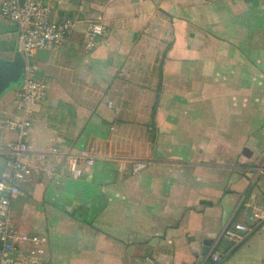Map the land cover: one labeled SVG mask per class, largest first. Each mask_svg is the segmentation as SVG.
I'll return each mask as SVG.
<instances>
[{
  "label": "crops",
  "instance_id": "obj_1",
  "mask_svg": "<svg viewBox=\"0 0 264 264\" xmlns=\"http://www.w3.org/2000/svg\"><path fill=\"white\" fill-rule=\"evenodd\" d=\"M42 1L77 21L37 60L47 91L11 202L16 230L46 239L42 264H264V223L237 245L223 236L264 201V0ZM89 20L105 27L91 50ZM19 45L0 17V57ZM18 95L0 119L22 116ZM18 140L0 126V179ZM87 149L74 179L62 155ZM134 160L148 164L133 173Z\"/></svg>",
  "mask_w": 264,
  "mask_h": 264
},
{
  "label": "built area",
  "instance_id": "obj_2",
  "mask_svg": "<svg viewBox=\"0 0 264 264\" xmlns=\"http://www.w3.org/2000/svg\"><path fill=\"white\" fill-rule=\"evenodd\" d=\"M0 17L17 27L19 50L26 61V75L22 88L19 90V101L22 109L20 118L0 119V126L19 134L17 142L8 143L4 149L10 171L2 174L0 179V264H42L45 256V238L36 234L20 233L16 230L11 211L12 199L20 193V180H25L32 172L28 162L30 145L26 141L31 124V110L46 95V85L39 78L36 53L59 50L76 29L77 21L65 18L59 21L52 19V7L42 0H26L23 5L19 0H2ZM105 32V27L98 21L89 20L84 30L87 50L93 49L95 40ZM94 151L82 150L80 153L68 152L62 155L70 176L79 179L84 174L85 165L94 163ZM39 160L44 155L38 156ZM148 162L134 160L133 173L143 171ZM262 175L264 190V165L258 169ZM249 223H234L224 230L223 236L233 244L243 242L246 236L264 223V201L248 214ZM212 259L218 261L219 256L213 254ZM145 264H161L156 259L146 256Z\"/></svg>",
  "mask_w": 264,
  "mask_h": 264
},
{
  "label": "water",
  "instance_id": "obj_3",
  "mask_svg": "<svg viewBox=\"0 0 264 264\" xmlns=\"http://www.w3.org/2000/svg\"><path fill=\"white\" fill-rule=\"evenodd\" d=\"M26 0H19L23 5ZM51 53L49 50H39L35 58L38 61H47ZM26 75V61L17 48L12 59H5L0 57V99L9 91L13 89L20 90L24 84ZM211 240L205 242L203 255H206L209 250Z\"/></svg>",
  "mask_w": 264,
  "mask_h": 264
},
{
  "label": "trees",
  "instance_id": "obj_4",
  "mask_svg": "<svg viewBox=\"0 0 264 264\" xmlns=\"http://www.w3.org/2000/svg\"><path fill=\"white\" fill-rule=\"evenodd\" d=\"M205 264H220L219 262H215L213 260H211L210 258L207 259V261L205 262Z\"/></svg>",
  "mask_w": 264,
  "mask_h": 264
}]
</instances>
